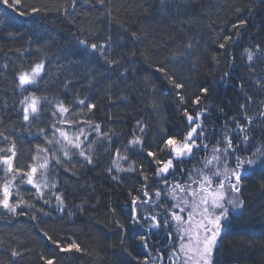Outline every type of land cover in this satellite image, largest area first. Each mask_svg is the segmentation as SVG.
Returning <instances> with one entry per match:
<instances>
[{
	"label": "trees",
	"instance_id": "trees-1",
	"mask_svg": "<svg viewBox=\"0 0 264 264\" xmlns=\"http://www.w3.org/2000/svg\"><path fill=\"white\" fill-rule=\"evenodd\" d=\"M80 3L71 13V0H22L24 16L0 5V149L7 151L14 144L19 155L28 156L35 154L38 146L51 147L47 140L53 139V125L60 119L52 116L51 104L63 102L70 108L66 101L74 95L96 107L91 112L79 103L71 107L73 123L86 126L90 120L107 134L106 138L93 133L89 139L85 150L93 157L92 164L78 154L68 160L57 150L55 155L63 163L55 165L49 153L51 178L62 184L63 199V211L56 210L57 205L54 208L57 220L39 224L51 240L27 221L0 222V264H45L42 257H56V264H152L150 248L139 238L146 234L131 223L130 201L143 198L141 190L146 182L141 166L148 185L155 178L156 166L149 163L146 151H155L157 158L165 160L168 156L161 141L166 137L162 133L179 140L187 132L182 109L201 114L208 145L231 134L239 151L248 155L257 149L264 151V93L258 95L257 91L262 87L256 84L246 90L244 84L233 94L224 92L225 85H231L226 80L231 59L236 57L239 62L246 49L257 46L259 53L264 52V36L255 26L264 22V0ZM32 8L39 9L46 19L35 20ZM114 15L118 20H111ZM241 20L246 23L241 25ZM93 43L106 47L94 51ZM221 43L224 48H220ZM44 53L46 58L39 57ZM182 57L185 59L178 60ZM36 63L44 65L36 90L46 98V104L37 122L20 124L14 116L16 77ZM115 65L126 69L123 82L112 75ZM160 67L169 70L172 79L159 71ZM261 68L264 74V64ZM246 69L247 64L243 71ZM172 80L183 88L176 89ZM235 84L239 86V80ZM202 88L208 92L203 93ZM198 96L200 102L193 103ZM137 122L145 127L143 155L128 150V141L140 134ZM237 122L245 127V133L237 134ZM42 126L50 129L46 128V138L40 133L33 138L26 136ZM59 127L69 129L64 124ZM244 135L249 137L246 142ZM117 148L129 157L121 166L127 168L132 163L135 171L108 174L109 168L115 169L112 162ZM105 172L108 178L102 177ZM21 191L13 202L22 198L18 195ZM239 196L243 208L223 232L212 264H264V169L258 166L255 172L244 174ZM52 241L61 247L78 244L80 251L61 252ZM12 251L21 255L13 257Z\"/></svg>",
	"mask_w": 264,
	"mask_h": 264
},
{
	"label": "snow or ice",
	"instance_id": "snow-or-ice-1",
	"mask_svg": "<svg viewBox=\"0 0 264 264\" xmlns=\"http://www.w3.org/2000/svg\"><path fill=\"white\" fill-rule=\"evenodd\" d=\"M77 0H72L73 7ZM22 0H0V5L17 12L20 16H24L25 12L20 11V5ZM33 13L39 12V9L32 8ZM246 21L241 20L240 24H245ZM231 39L225 37V40ZM80 44L86 45L85 40H80ZM220 48H224L225 44L221 43ZM105 45L91 44L92 50H102ZM259 46H257V53ZM246 58L251 62L254 58L252 50H245ZM44 68L42 63H36L30 71H21L17 75L18 88L21 90L22 99L20 100L22 119L24 122L35 120L42 112V99H46L37 96L35 92H28V86L37 83V78L40 77ZM159 71L169 75V70L165 67H160ZM227 75V73H226ZM169 79H172L169 75ZM176 89L183 88V84L172 80ZM203 93H207V88H202ZM27 93V94H25ZM183 97H181V100ZM200 97H196L193 103H199ZM79 105H82L91 112L96 105L86 103L85 100H79ZM242 108L244 106H241ZM55 111L52 112L53 117H60L59 123L67 125L71 131L65 130L63 127H57L53 125V139H48L47 144L51 147L40 148L37 147V155L33 156V163L28 165L27 169L21 168L18 164L14 163L17 159V152L15 151V145L7 149V153L0 155V171L3 173V183H0V209L4 211V214H18L23 215V211L17 210L26 206V202L21 198L16 202H12L13 190L18 185H28L35 189L37 199L43 200L45 204L50 201L44 196V188H52L56 185L51 182L48 176V169L50 166L49 153H52V157L55 161V165H62V161L55 155V152L62 151L63 156L68 160L72 155L78 154L87 164L93 163V157L87 153L86 146L91 143L89 137L95 133L97 136H105L107 134L102 133L100 124H92L91 121H87V126H83V122L80 126H76L73 120L67 119L66 114L70 113V108L66 107L63 102H58L55 105ZM183 115L186 118L188 124V130L183 134L182 139H176L174 135H168L166 132L162 133V136L166 138L161 141L164 149L167 150L168 158L161 160L157 158V153L152 150L146 151V158L150 164L155 167V178L152 185H148V176L143 171L141 166V176L146 182L142 188V195L147 199H141L140 197H133L130 201L131 207V223L134 226L143 228L144 223H148L147 231L151 232L153 229H159L163 227H171L175 222L177 227V236L181 241L179 245V252L174 253L179 255L183 253L184 260L182 264H212L213 252L217 244V238L220 235L222 228L228 220L231 211L239 210L243 207V200L239 198L241 192L242 182L244 179V173L255 172L257 167L264 169V151L257 149L249 157L244 158L236 155L240 150L239 147L233 144V136L226 134L222 141H217L216 145L209 150V145L205 141L207 135L205 129L201 123V114H190L187 109H182ZM248 123H252V119L248 118ZM137 128L140 135H134L132 139L128 141V150L137 151L138 154H145L144 140L145 127L137 122ZM237 134H243L246 129L243 125H239L237 122ZM40 135L47 137V131L44 128L39 129ZM58 134L59 138H56ZM83 137V139H81ZM5 140L8 138L5 136ZM249 140L247 135L243 136V141ZM108 142L111 143L110 138ZM159 148V145H157ZM163 150V149H161ZM4 149H0L3 152ZM211 151V156L206 157L203 161L202 167L199 170H187L183 167L184 163L190 159H196L197 153ZM128 162L129 157L127 155H121V149L117 148L115 151L113 165L117 172L120 171H135L132 163L128 164L127 168L121 166L120 162ZM231 165V166H230ZM177 167H179L180 175L188 174L189 180L181 183L176 180L174 183L170 182L169 177H175ZM67 171V169H65ZM113 171L109 168V172ZM115 178V177H114ZM161 185L162 187H156ZM151 187H156L155 196L161 197L164 188L169 189V192L165 195H171V199L175 202L172 207L165 208L162 213L156 212L151 209L149 201V191ZM177 193H183L184 195H177ZM58 211H63V199L61 196L55 197ZM141 204L147 207L141 208ZM158 207V205H157ZM147 212V215H145ZM161 218L158 219L157 217ZM142 221L144 223H142ZM121 227H123L121 225ZM47 236V233H44ZM172 233L169 232L168 236L171 239ZM140 240L147 246V237L141 235ZM51 240V237H48ZM53 244L61 252L71 251L75 249L80 251L79 245L70 243L67 247H61L59 242L52 241ZM11 255L17 257L21 255L18 251H12ZM45 264H56V257L44 258Z\"/></svg>",
	"mask_w": 264,
	"mask_h": 264
},
{
	"label": "bare ground",
	"instance_id": "bare-ground-1",
	"mask_svg": "<svg viewBox=\"0 0 264 264\" xmlns=\"http://www.w3.org/2000/svg\"><path fill=\"white\" fill-rule=\"evenodd\" d=\"M80 1L77 0L75 6L73 7V3H72V0H71V7H72V9H71L72 12L71 13H73V11H74V9H75V7L77 5H81ZM63 11H64V9H63ZM41 17L46 19V17L42 16L41 12H36L34 19L35 20L41 19ZM112 18H113V19H111L112 21L116 20V19L118 20V17H116V16H115V18L114 17H112ZM187 19L188 18H185V21ZM255 26L257 28V32L259 34H261L262 36H264V22H261L259 24L256 23ZM102 31H105V29L102 30ZM112 32H114V29H113V27H110L109 34L112 35L113 34ZM258 33H256V34L258 35ZM246 48L247 47H244V50ZM249 50H252L253 53H254V58H253V60L251 62H249L247 60L246 55H244L243 56L244 59L239 60V62L236 59V57L232 58L231 61L229 62V64H228L229 68L226 70V73H229V75L227 76L226 80L231 81V85H228V86L225 85V87H226L225 90H224L225 93L233 94V93L236 92V89L240 91V89L242 88V86L244 84H246V90H248L249 88H252L254 85L257 84L258 88L262 87V88L257 90L258 91V95H262V93H264V85H263L264 84V74H263V71H262V68H261L262 65L264 64V52H262V53L258 52L257 53V49L255 47L254 48H250ZM45 56L46 55L44 53V54L40 55L39 57L46 58ZM184 59L185 58L183 57V60ZM246 64H247V69H246V71H243V67ZM33 66L34 65H28L26 67V69H24L23 71H30ZM224 67H226V66H223V68ZM114 68H115L116 72L113 70L114 72H112V75L113 76L114 75L117 76L118 82H123L124 78L127 75L126 69L123 66H121V65H115L113 67V69ZM214 70L215 69H213V71ZM243 75L244 76L247 75L248 76V80H246ZM41 76H42V72H41L40 77L37 78V83L34 84V85H31V86H28V92H35V94L37 96L43 97V96H41V92H38L36 90L38 82L41 79ZM237 80H239V86H237L235 84V81H237ZM228 87H232L233 89L229 90ZM25 94H27V93H25ZM80 98H81L80 96L79 97H75V95H74L71 100H67L66 101V104L68 106H70V111H71V107H76L78 105V102H79ZM21 99H22L21 90L18 88V102L16 103L14 116H16V118L19 120L20 124L21 123L28 124L29 122L30 123L37 122V119H39V117L43 115V107L46 104V101L44 99H42V102H41L42 103V112L35 120H30L29 122H24L23 119H22V112H21V105H20V100ZM51 103H52V101H51ZM55 105H56L55 102H53L51 104L52 112L56 110L55 109ZM66 118L67 119H72V113L70 112L69 114H66ZM184 119L186 121L185 117H184ZM202 122H204V121H203L202 116H201V123ZM55 125L57 127H59L60 123L57 122ZM41 128H44L46 131H47V129L50 130L47 126H42ZM39 129H40V127H37L36 129H33L30 132L25 131V132H27L26 136H28L30 138L35 137L37 134H39ZM65 130L71 131L72 129H65ZM47 132H49V131H47ZM22 133H19L18 135H20ZM138 135H140V134H138ZM93 136L94 135L92 134L89 137V139L93 138ZM57 137H58V134H57ZM81 139H83V137H81ZM18 142H20V141H18ZM236 145L238 146V144H236ZM15 151H16V149H15ZM4 154H10V153H7V151L0 152V155H4ZM37 154L38 153L36 152L35 154H31V155L26 156L24 154L19 155L18 152H17V159H16V161H14V163L18 164V166H20L21 168L27 169L28 165H30V164H32L34 162L33 159H32L33 156H36ZM236 155L244 157V158L249 156L244 151H242V152L238 151L236 153ZM49 159H50V162H51L52 159H51L50 155H49ZM114 170L115 169H113V171ZM111 173L109 172L108 174H111ZM245 173H248V172H245ZM48 176H49L50 181L54 182L55 185H56L55 188H52L51 184H50L49 187L43 189L45 198L50 201L48 204H45L43 202V200H41V199H37V194L35 192V189L31 188V186H28L26 184L18 185L17 188H14V190H13V197L16 195V193L19 191V189H23V191H21L18 195L22 196L23 200L26 202V206H22V208L18 209L17 211L18 212L23 211L24 214L23 215L4 214V211L2 209H0V222L5 223V224H8V223L15 224V222L27 221V222H29L30 224H32L34 226V229L37 231V233H39L41 236H43V237L48 239V236H45L44 235V231H42L40 229L39 224L42 223V222H46L47 223L49 221L54 222L55 220H57L56 216H55V209L54 208L56 207L58 202L56 201L55 197L57 195L62 197V187H61L62 184L60 182H57L56 180H54V181L52 180L51 171L49 169H48ZM102 177L103 178H108L107 173L105 172L102 175ZM0 183H3V173H2V171H0ZM242 185H243V182H242ZM93 193L94 192L92 191L91 194H93ZM91 194L89 196H92ZM164 202H165L164 199H161L160 201H158V203H156V205H153V202L151 200L149 205L151 206V209L156 208L157 205L159 207L163 208L164 207L163 206ZM145 207H147V206L141 204V208H145ZM242 208L239 209V210H235V211H231L230 212L228 220L225 223V226L222 228L219 237L217 238V244H216L215 249L220 245L221 236H222L223 232L231 224L232 217L238 216L240 214ZM138 228H140L141 233L146 234L145 232L142 231L141 227H138ZM167 233H169V231H167ZM167 238H169V237H167ZM147 247L150 248V251H151L152 255H158V257H161V255L163 256V253L162 254L161 253H159V254L155 253L156 252V247H154L150 243V241H147ZM168 250H169V247L166 249V251H168ZM165 257H166V252H165V255L162 258H158L159 259V263L158 264H160L161 261H163V260L165 261L166 264H171L172 263V258L171 257H168L166 259H165ZM152 264H155V263L153 262Z\"/></svg>",
	"mask_w": 264,
	"mask_h": 264
},
{
	"label": "rangeland",
	"instance_id": "rangeland-1",
	"mask_svg": "<svg viewBox=\"0 0 264 264\" xmlns=\"http://www.w3.org/2000/svg\"><path fill=\"white\" fill-rule=\"evenodd\" d=\"M181 59H183V57L182 58H180V59H178V60H181ZM222 141V140H221ZM216 144H214V145H209V150L213 147V146H215ZM164 150H166V149H164ZM166 153H167V150H166ZM199 156H197V158L196 159H190V160H187V162H189V164H190V166H188L187 168L185 167V166H183L185 169H187V170H199V169H201V167H202V164H203V161H204V159L206 158V157H210L211 156V151H208V152H199V153H197ZM251 155V154H250ZM249 155V156H250ZM248 156V157H249ZM245 158H247V157H245ZM231 166V165H230ZM115 168V167H114ZM120 172H122V171H120ZM189 180V176H188V174L187 173H185L180 179H179V181L181 182V183H184V182H187ZM176 180H174V181H171L172 183H174ZM157 187H162L161 185H157ZM155 191H156V188L155 189H153V190H151V191H149V196L152 198V202H153V205H156V203H158V201H160L161 199H164V203H163V208L162 207H156L155 209H154V214L156 213V212H160V213H162L163 212V210L165 209V208H171L172 207V204L175 202L173 199H171V195L169 194V195H165V193H167V192H169V189H167V188H164L163 189V191H162V194H161V197L160 198H157L156 196H155ZM177 195H184L183 193H177ZM145 198V197H144ZM239 198H240V196H239ZM145 199H147V198H145ZM158 219H160L161 217L160 216H158L157 217ZM162 228H164L165 230H167V231H169V232H171L173 235H172V238L170 239V238H167V240H166V242L164 243V245L165 244H168L169 243V245H168V247H169V250L168 251H166V249L168 248V247H166L165 246V248L163 249L164 250V252H163V255H165V252H166V257H165V259L166 258H168V257H171L172 258V263L171 264H182V261L184 260V255H183V253H180L179 255H177V254H175L174 253V249L176 250V252H179V245H180V243H181V241L178 239V236H177V227H176V224H175V222H173V224H172V226L171 227H163L162 226ZM213 255H214V252H213ZM159 257H158V255H153V262L155 263V264H158L159 263V259H158ZM212 260H213V257H212Z\"/></svg>",
	"mask_w": 264,
	"mask_h": 264
},
{
	"label": "flooded vegetation",
	"instance_id": "flooded-vegetation-1",
	"mask_svg": "<svg viewBox=\"0 0 264 264\" xmlns=\"http://www.w3.org/2000/svg\"><path fill=\"white\" fill-rule=\"evenodd\" d=\"M197 156H198V154H197ZM181 177L182 176H180L179 169L177 167L176 176L175 177H169V179H170V182H171V181H174V180H179ZM149 203H150V201H149ZM145 215H147V212H145ZM142 223H144V222L142 221ZM148 223H151V221H148ZM148 223H144V227L142 228V231L146 233L147 239L150 241V243L154 247H156V252L155 253H157V254L161 253L162 254L164 252L163 249L165 248V246L168 247V245H169V243L164 245L167 237H169L168 233H167V230H165V229H163L161 227L159 229H153L151 232H148L147 231ZM163 256L161 255V257H159V258H162ZM160 264H166V263L163 260V261H161Z\"/></svg>",
	"mask_w": 264,
	"mask_h": 264
}]
</instances>
